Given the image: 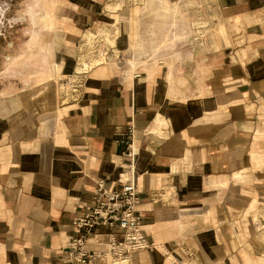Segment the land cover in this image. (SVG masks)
Returning a JSON list of instances; mask_svg holds the SVG:
<instances>
[{"label": "crops", "instance_id": "obj_1", "mask_svg": "<svg viewBox=\"0 0 264 264\" xmlns=\"http://www.w3.org/2000/svg\"><path fill=\"white\" fill-rule=\"evenodd\" d=\"M120 1L56 0L48 59L72 72L84 31L117 22L118 45L144 43L139 77L95 67L69 104L54 77L0 95V264H112L68 241L98 181L127 176L154 243L130 264H264V0ZM199 20L202 39L182 34Z\"/></svg>", "mask_w": 264, "mask_h": 264}, {"label": "built area", "instance_id": "obj_2", "mask_svg": "<svg viewBox=\"0 0 264 264\" xmlns=\"http://www.w3.org/2000/svg\"><path fill=\"white\" fill-rule=\"evenodd\" d=\"M97 31L98 29L95 32ZM93 39L91 43L81 39V54L77 58L79 60L80 56L86 54L89 61L99 59V63L89 66L90 68L87 69H79L77 62L72 72L62 73L63 78L59 82L56 81L57 85L61 87L58 89L61 104H69L80 99L84 78L97 65L113 61L112 63L117 64L118 68L133 67L134 77L141 75L139 72H135V69L140 67L141 58L137 57V49H134L141 48V45L119 48L117 44H110L106 37L100 34ZM125 134L124 155L130 159L132 164L137 155L136 128L133 121L128 125ZM130 168L132 170L133 167ZM140 204L141 191L133 177H121L119 186H109L104 179L98 181L94 201L88 204L82 213L74 219L75 233L70 236L68 241V258L72 261L87 262L96 255L103 254L112 259V264H130L135 252L154 244L147 239L143 231V212L140 209ZM102 227L106 230L104 233L100 231ZM116 228L121 230V238L113 234ZM91 240L105 245V251L89 248L87 243Z\"/></svg>", "mask_w": 264, "mask_h": 264}, {"label": "rangeland", "instance_id": "obj_3", "mask_svg": "<svg viewBox=\"0 0 264 264\" xmlns=\"http://www.w3.org/2000/svg\"><path fill=\"white\" fill-rule=\"evenodd\" d=\"M55 2L56 0H0V95L29 87L31 82H40L50 77H54L56 82L61 75L59 64H52V60L48 59L49 49L45 46L46 34L54 26ZM127 2L128 0H121L119 3L123 7ZM99 26L101 25H94L87 30L96 31ZM104 27L106 26L102 29ZM191 29L192 27L188 31ZM80 41L81 38L76 45L77 56L81 54ZM118 47L126 48L120 45ZM76 61H79L77 57ZM112 62L102 65L116 67L117 64ZM253 222L257 229L263 228L264 215L254 218Z\"/></svg>", "mask_w": 264, "mask_h": 264}, {"label": "bare ground", "instance_id": "obj_4", "mask_svg": "<svg viewBox=\"0 0 264 264\" xmlns=\"http://www.w3.org/2000/svg\"><path fill=\"white\" fill-rule=\"evenodd\" d=\"M207 25H208V22L206 20H199L192 26V29L190 31L185 29L182 31V34H185L187 37L191 34H194V35H198V37H200V39H202L203 36L205 35L204 33H206ZM103 26H106V27H104V29H102ZM97 29H98L97 32L91 31V30L85 31L84 36H82L81 39L83 38V41L91 43V41L94 40L93 38L96 37V35L100 34L102 36H105L110 44H116L117 43V36L119 34V27H118L117 22L105 23V24L99 26ZM140 45L142 46V45H144V43L140 41ZM98 63H99V59L89 61L87 58V55L85 54V56H80L79 61H78V68L79 69H87V68H90L89 66H93V65H96ZM119 64H121V63H119ZM121 65H125V64H121ZM97 66H99V65H97ZM135 66H136V64H135ZM62 78H63V75L61 73V75L57 79V82H59ZM58 89H61V87L58 86ZM59 94H60V91H58V96H59ZM59 98H61V96ZM62 99L64 100L66 98H62Z\"/></svg>", "mask_w": 264, "mask_h": 264}]
</instances>
